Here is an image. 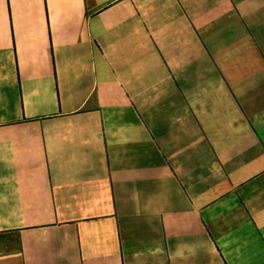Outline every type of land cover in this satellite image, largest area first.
Wrapping results in <instances>:
<instances>
[{"label":"crops","instance_id":"obj_1","mask_svg":"<svg viewBox=\"0 0 264 264\" xmlns=\"http://www.w3.org/2000/svg\"><path fill=\"white\" fill-rule=\"evenodd\" d=\"M0 264H264V0H0Z\"/></svg>","mask_w":264,"mask_h":264}]
</instances>
